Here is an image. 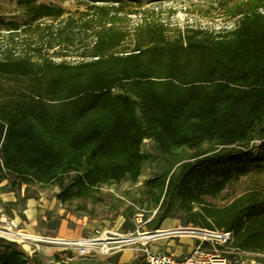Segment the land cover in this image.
<instances>
[{
    "label": "trees",
    "instance_id": "16d2710c",
    "mask_svg": "<svg viewBox=\"0 0 264 264\" xmlns=\"http://www.w3.org/2000/svg\"><path fill=\"white\" fill-rule=\"evenodd\" d=\"M77 1L88 7L76 19L62 8L19 0L29 20L22 26L0 20L11 33L0 59V181L7 175L18 185H56L64 205L93 199L105 185L136 183L153 159L142 151L145 139L163 157L193 151L140 191L141 206L155 211L150 229L178 218L192 228L230 232L231 248L261 260L264 189L223 207L205 198L264 174V0L228 7L238 19L229 31L185 28L168 36L163 24L144 22L123 52L117 50L129 33L117 23L144 0ZM77 19L93 39L81 46L82 60L43 58L46 37L50 49L79 47L83 37L76 43L71 26ZM45 20L56 28H41ZM18 37H25L19 52ZM62 50L53 56L63 58ZM0 246L23 253L14 243ZM67 256L55 253L54 264H80L65 262ZM21 264L43 263L33 257Z\"/></svg>",
    "mask_w": 264,
    "mask_h": 264
},
{
    "label": "rangeland",
    "instance_id": "374dc122",
    "mask_svg": "<svg viewBox=\"0 0 264 264\" xmlns=\"http://www.w3.org/2000/svg\"><path fill=\"white\" fill-rule=\"evenodd\" d=\"M241 1L144 0L140 4L132 5L129 8L132 14L124 15L123 17L126 19L117 23L119 29L129 33V37L123 47L119 48L117 52L130 50L134 31L138 25L144 22L163 24L167 28L168 36H174L178 31H182L185 28L200 29L208 32H218L222 29L232 30L238 19L231 18L227 8ZM39 4L62 8L66 11V15L69 14L75 19L81 12H85L88 7L86 2L77 0H35V5ZM0 20L4 23L13 22L22 26L29 20V17L26 14L25 7L19 4V0H0ZM77 20L71 26L76 43L77 39L81 40L83 37V42L80 45L78 44L79 47L77 49L76 47H70L71 49H69V47H63L65 44L62 43V46L50 49L47 44L49 38L46 37L42 51L43 58L53 60L56 63L61 60L68 63L82 60L79 54H83L84 47L81 46L84 44L89 45L93 39L91 34L88 36L90 32L84 33L82 31L79 19ZM49 24L52 23L47 20L40 22L41 28ZM31 28L33 31L35 30L33 26ZM55 28L56 23H53L51 29L54 30ZM36 31L37 36L42 33L40 29ZM10 36L11 33L3 25H0V59L3 57L2 52L9 46ZM23 39L25 37L16 39L18 42L16 44L17 52L22 49V46H19V41ZM55 45L58 46L57 43ZM60 50L66 56L63 58L53 56L54 52H59ZM142 151L152 156L153 159L144 163L141 175L136 183H131L128 179H125L117 184L105 185L94 194L93 199L74 200L72 203L64 205L55 198L59 192V188L56 185L47 187L25 186L24 191L20 192L23 185H18L17 180H13L7 175H2L4 179L0 181V195H3V198L0 199V212H4L5 217L1 216L0 221L7 220L15 212L22 221L20 224L22 227L33 230L43 236L68 237V239L86 237L96 228L120 233L134 232L136 230L140 234L153 232L149 225L153 222L155 211L145 210V205L141 206L142 202L140 203L139 201L141 200L140 191L147 180L163 178L169 172H175L177 166L181 163L177 164V162L188 159L195 153L189 150H182L177 153L175 159L163 157L159 154L153 142L148 139L143 141ZM253 188L264 189V174L252 173L227 187L218 196L206 197L205 200L211 207H223L234 198ZM133 200H137L139 203L133 202ZM30 201L34 204L31 206H34L35 212H44V216L41 219H35L33 223L27 222L28 220L22 213L25 212L24 208H28V202ZM145 213L147 215L146 218L143 216ZM23 221H26L27 224H23ZM164 222L165 224L163 223L160 229L156 231L192 228L190 225H185L178 218L167 219ZM155 240L148 241V247ZM20 250L22 249L20 248ZM35 256L36 258H42L38 254ZM243 257L258 258L250 253L243 255ZM0 261L8 264H21L26 260L23 253L21 254L18 249L0 246Z\"/></svg>",
    "mask_w": 264,
    "mask_h": 264
},
{
    "label": "built area",
    "instance_id": "2783aa9c",
    "mask_svg": "<svg viewBox=\"0 0 264 264\" xmlns=\"http://www.w3.org/2000/svg\"><path fill=\"white\" fill-rule=\"evenodd\" d=\"M182 234L197 239L192 252L184 256L154 253L147 245L148 241L153 239ZM142 236H147V239L140 240ZM0 240L19 246L26 261L49 247L56 248L58 252H70L76 258L111 256L125 248H131L142 257L141 264H264V255L261 256V260L245 258L243 255L247 253L231 248L232 233L196 228L153 231L144 234H140L137 230L120 233L96 228L86 237L65 239L27 233L14 219H7L0 221ZM70 260L72 259L66 258L67 262Z\"/></svg>",
    "mask_w": 264,
    "mask_h": 264
},
{
    "label": "crops",
    "instance_id": "0c3cea01",
    "mask_svg": "<svg viewBox=\"0 0 264 264\" xmlns=\"http://www.w3.org/2000/svg\"><path fill=\"white\" fill-rule=\"evenodd\" d=\"M24 187L25 185H23L20 192L24 191ZM2 198H3V195H0V199ZM18 200L19 202H21L20 199ZM31 205H34V204H32L31 201L28 202V208H24L25 212H22L24 217L28 220L27 222L29 223H33L35 219H41V217L44 216V212H35V210L33 209L34 206H31ZM13 213L14 215L9 217L8 219H14L20 225L22 221L19 219L18 215L15 212ZM4 215H5L4 212L2 213L0 212V218L1 216L5 217ZM23 224L26 225L27 224L26 221L25 222L23 221ZM20 227L23 230H25L27 233L43 236L39 233H36L33 230H28L27 228L22 227L21 225ZM43 237H48V236H43ZM50 238L68 239V237H59V236L57 237L52 236ZM196 243H197V239L192 236L175 235V236L161 237L155 240L154 242L150 243L149 248L154 253H168V254H174L177 256H184L192 252ZM58 251L59 250H57L56 248H50V247L44 248L42 249L40 253H38V255H41L40 257L42 258H38V259L43 264H54V254L57 253ZM34 257L36 258V256ZM67 257L72 259L69 262H75V263H80V264H141V261H142V257L139 254L135 253L131 248H125L122 251L116 254H113L111 256H92V257H85V258H76L74 255L70 254V256H67ZM66 258H65V262H67Z\"/></svg>",
    "mask_w": 264,
    "mask_h": 264
},
{
    "label": "bare ground",
    "instance_id": "6f19581e",
    "mask_svg": "<svg viewBox=\"0 0 264 264\" xmlns=\"http://www.w3.org/2000/svg\"><path fill=\"white\" fill-rule=\"evenodd\" d=\"M165 231H168V230H163V231H158V232H165ZM146 235V234H145ZM145 240V239H147V236H142V237H140V240Z\"/></svg>",
    "mask_w": 264,
    "mask_h": 264
}]
</instances>
